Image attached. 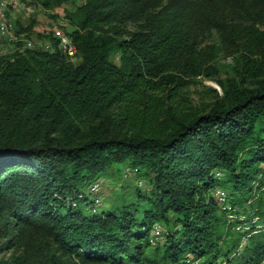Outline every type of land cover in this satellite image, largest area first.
<instances>
[{
    "label": "trees",
    "instance_id": "obj_1",
    "mask_svg": "<svg viewBox=\"0 0 264 264\" xmlns=\"http://www.w3.org/2000/svg\"><path fill=\"white\" fill-rule=\"evenodd\" d=\"M64 1L38 0L50 11ZM259 3L82 0L63 15L76 62L54 34L19 27L14 52L0 54V254L10 253L0 264H17L27 236L36 264H264ZM212 29L221 47H199ZM33 35L50 49L24 47ZM219 51L230 76L196 101L190 89ZM125 169L149 192L129 185L85 212L86 185Z\"/></svg>",
    "mask_w": 264,
    "mask_h": 264
},
{
    "label": "rangeland",
    "instance_id": "obj_2",
    "mask_svg": "<svg viewBox=\"0 0 264 264\" xmlns=\"http://www.w3.org/2000/svg\"><path fill=\"white\" fill-rule=\"evenodd\" d=\"M19 4L16 6H9L5 11V17L13 25V31L5 36L0 37V54H9L16 49V42L19 39H23V34H19L20 28H32L34 33L39 34H54L56 38L58 36L66 35V32H70L71 29L67 27L66 22L63 19L64 11L71 10L73 6L82 4V0H65L62 5L52 11L43 9L38 0H15ZM259 11L264 10V3H259ZM225 4H221L223 6ZM235 5L233 2L230 6ZM228 12V11H226ZM256 14V13H255ZM256 18V15H253ZM224 21L231 22L233 17L227 13H222L221 16ZM253 21V18L249 20ZM261 29H264V14L263 19L257 23ZM20 27V28H19ZM28 41H32L37 45L35 48H39V44H45L43 41L37 40L36 37L24 40L25 44ZM199 47L206 49L210 46L220 48V35L216 29L206 31L202 36L198 38ZM25 47V46H24ZM76 62V60H73ZM213 65L215 69L213 74L209 77L202 75L196 79L195 86L191 87L190 93L194 100L198 99V92L206 90L208 88L215 90L218 94H221V88L218 83L219 80L230 76V66L232 64V58L225 52H218L213 59ZM119 180L114 178H97L91 183L87 184L83 189L86 203L84 204V211L87 213L98 214L101 211L110 208L113 203H116L121 194H124L127 186H136L142 192H149L151 186L144 180L136 179L135 172L129 169L123 170ZM218 176V177H217ZM215 177L220 178V172H215ZM119 181V182H118ZM125 186V188L123 187ZM217 191H223L224 189L215 188L212 190V194L216 196ZM219 200V199H218ZM220 201V200H219ZM159 227L161 232L163 231L159 224H155L151 230V238L154 240V227ZM150 234V233H149ZM160 240V239H159ZM158 242H163L160 240ZM2 241L0 240V245ZM38 242L35 237L27 236L23 248L21 251L15 254V262L17 264H36L42 258V251L39 253L36 251ZM10 253L0 254V260L7 259ZM191 255H187L185 258ZM192 257V256H191ZM75 263V261L73 260ZM219 261L217 264H222ZM63 264H73L69 259L63 258Z\"/></svg>",
    "mask_w": 264,
    "mask_h": 264
},
{
    "label": "built area",
    "instance_id": "obj_3",
    "mask_svg": "<svg viewBox=\"0 0 264 264\" xmlns=\"http://www.w3.org/2000/svg\"><path fill=\"white\" fill-rule=\"evenodd\" d=\"M9 6H16L18 7L19 4L15 0H0V37H5L9 35L13 31V25L8 22V20L5 17V11ZM37 44L28 41L25 44L26 48H35ZM39 48H44L46 50L50 49V45L48 43L45 44H39ZM58 48L61 50L63 54H65L69 59L73 60L75 58L76 49L74 45L71 43V40L68 36H58ZM218 177V176H217ZM216 197L221 201L224 202L225 200V192L223 191H217ZM154 240H157L161 237V229L157 226L154 227ZM185 264H199L197 260H194L193 257L189 256L185 258L184 260Z\"/></svg>",
    "mask_w": 264,
    "mask_h": 264
}]
</instances>
